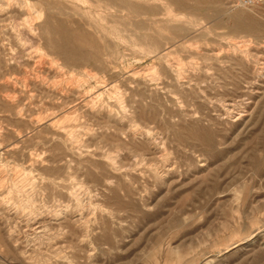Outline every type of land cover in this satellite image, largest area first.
<instances>
[{
	"label": "rangeland",
	"instance_id": "1",
	"mask_svg": "<svg viewBox=\"0 0 264 264\" xmlns=\"http://www.w3.org/2000/svg\"><path fill=\"white\" fill-rule=\"evenodd\" d=\"M18 1L0 264H264V0Z\"/></svg>",
	"mask_w": 264,
	"mask_h": 264
},
{
	"label": "bare ground",
	"instance_id": "2",
	"mask_svg": "<svg viewBox=\"0 0 264 264\" xmlns=\"http://www.w3.org/2000/svg\"><path fill=\"white\" fill-rule=\"evenodd\" d=\"M36 1V0H35ZM77 1V0H76ZM102 1V0H101ZM106 2H108V3H110V4H112V5H117L118 7H119V9H124L123 11H124V13H125V10H127L129 13H138V12H140L139 11V9L140 8H137L135 5L137 4H135V5H133L132 4V1L131 0H105ZM141 1V0H140ZM150 1V0H149ZM178 1V0H177ZM182 0H180V2H181ZM19 2V1H18ZM17 2V3H18ZM20 2H21V0H20ZM19 2V3H20ZM30 2V1H29ZM77 2H79V3H77ZM76 3L79 5L80 4V1H77ZM82 2H83V0H82ZM81 2V3H82ZM85 2H87V1H85ZM135 2V1H134ZM142 2V1H141ZM151 2V1H150ZM184 2V1H183ZM18 3V4H19ZM23 3V2H22ZM25 3V2H24ZM28 3V2H27ZM27 3L25 4V5H27ZM84 3V2H83ZM143 3H145V2H143ZM63 4V3H62ZM86 5L88 4V2L87 3H85ZM84 4V6H86ZM94 4V3H93ZM150 4V3H149ZM177 4H179L178 2H177ZM31 5V4H30ZM30 5H27V6H29L31 9L33 8L32 6H30ZM33 5V4H32ZM88 5H92V3H90V4H88ZM145 5H146V3H145ZM172 5V4H171ZM182 6H184L183 4H181ZM18 6H23L24 7V5L23 4H21V5H18ZM34 6H35V3H34ZM80 6V5H79ZM82 6V5H81ZM93 6V5H92ZM95 6H98L99 7V5H96L95 4ZM109 6V5H108ZM140 6V5H139ZM149 6V5H148ZM26 7V6H25ZM29 7H27L28 8V10H29ZM94 7V6H93ZM101 7V6H100ZM107 7V6H106ZM176 7H178V6H176ZM20 8V7H19ZM36 8V7H35ZM87 8V7H86ZM111 8V7H110ZM144 8V7H143ZM149 9H150V7H149ZM105 10V9H104ZM108 10V9H107ZM152 10V9H151ZM151 10H149V11H151ZM31 13H33L32 11H33V9H32V11L31 10H29ZM37 11V10H36ZM106 11V10H105ZM126 11V13L125 14H128V12ZM38 12V11H37ZM55 12V11H54ZM95 12V11H94ZM145 12V11H144ZM38 13H40V12H38ZM101 13V12H100ZM104 13H106V12H104ZM123 13V14H124ZM122 14V15H123ZM149 14H151V12L149 13ZM92 15V14H91ZM95 16H97L96 14H95ZM131 16V15H130ZM26 18V17H25ZM38 18H40L39 17V15H38ZM143 18H144V16H143ZM155 18V17H154ZM29 19V18H28ZM27 19V20H28ZM98 19H99V17H98ZM103 19V18H102ZM137 20H139L138 18H136ZM135 19V20H136ZM140 19H141V17H140ZM146 19V18H145ZM150 19H152V18H150ZM31 20V19H30ZM134 20V19H133ZM135 20H134V22H135ZM148 20V19H147ZM105 20L103 19V22H104ZM121 21V20H120ZM140 21V20H139ZM29 24L31 23V21L29 22V20L27 21ZM33 22V21H32ZM122 22V21H121ZM129 22V21H128ZM131 23H132V21H130ZM129 22V23H130ZM145 22V21H144ZM153 22V21H152ZM104 23H106V22H104ZM115 23V22H114ZM39 24V23H38ZM112 24V23H111ZM133 24V23H132ZM37 25V24H36ZM31 26V25H30ZM41 26V25H40ZM32 27V26H31ZM34 27V26H33ZM37 27V26H36ZM242 27V26H241ZM37 28H39V26L37 27ZM107 28V27H106ZM111 28V27H110ZM185 28V27H184ZM30 29V28H29ZM35 29V28H34ZM39 29H41V28H39ZM102 29V28H101ZM116 29V28H115ZM126 29V28H125ZM243 29V28H242ZM32 30V29H31ZM185 30V29H184ZM252 30V29H251ZM102 31V30H101ZM125 31V30H124ZM176 31V30H175ZM254 31H255V29H254ZM31 32H33V30L31 31ZM126 32V31H125ZM134 32V31H133ZM179 32H180V30H179ZM103 33H105V32H103ZM173 33H174V31H173ZM108 34V33H107ZM122 34V33H121ZM124 34V33H123ZM127 34H128V32H127ZM176 34V33H175ZM178 34V33H177ZM118 36V35H117ZM115 37V36H114ZM121 38V40H122V37H120ZM129 37H127V39H128ZM44 39V38H43ZM118 39H119V37H118ZM134 39V38H133ZM128 40H130V39H128ZM135 40V39H134ZM127 41V40H126ZM136 41L138 42V40L136 39ZM44 43V42H43ZM126 45V44H125ZM128 45V44H127ZM126 45V46H127ZM41 46V45H40ZM138 46V45H137ZM45 47V46H44ZM57 47H59V48H62V49H67L68 48V43L67 42H62V43H60V44H58V46ZM56 48V47H55ZM39 49H41L40 47H39ZM46 49V48H45ZM144 49V48H143ZM44 50V49H43ZM76 51V50H75ZM113 52V51H112ZM151 52V51H150ZM47 53V52H46ZM79 53H81V52H79ZM78 53V54H79ZM113 53H115V52H113ZM152 53V52H151ZM159 53V52H158ZM76 54V53H75ZM78 54H76V57L78 56ZM82 54H83V52H82ZM72 55V54H71ZM104 55V57H105V54H103ZM152 56V55H151ZM204 56V55H203ZM214 56V55H213ZM72 57H73V55H72ZM103 57V56H102ZM78 58H79V56H78ZM71 59H73V58H71ZM80 60V59H79ZM78 60V61H79ZM105 60H106V57H105ZM108 60V59H107ZM83 61V60H82ZM177 63H179V62H177ZM74 64H76V63H74ZM102 64V63H101ZM108 64V63H107ZM171 65V64H170ZM173 65H176V64H173ZM181 66V65H180ZM173 67V66H172ZM170 68V67H169ZM179 67H177V69H178ZM176 69V70H177ZM173 70V69H172ZM171 70V71H172ZM179 70V69H178ZM185 70H188V69H185ZM183 71H184V69H183ZM175 72V71H174ZM180 72V71H179ZM188 72V71H187ZM152 73V72H151ZM187 73H185V75H186ZM176 75H177V73H176ZM176 75H175V77H176ZM181 76H183L182 74H180ZM177 78V77H176ZM182 78V77H181ZM184 78H186V77H184ZM192 78H193V76H192ZM191 78V79H192ZM181 80V79H180ZM190 80V79H189ZM189 83V82H188Z\"/></svg>",
	"mask_w": 264,
	"mask_h": 264
},
{
	"label": "built area",
	"instance_id": "3",
	"mask_svg": "<svg viewBox=\"0 0 264 264\" xmlns=\"http://www.w3.org/2000/svg\"><path fill=\"white\" fill-rule=\"evenodd\" d=\"M233 6H254L261 3L263 0H227Z\"/></svg>",
	"mask_w": 264,
	"mask_h": 264
}]
</instances>
